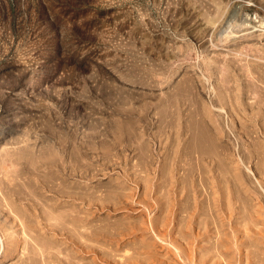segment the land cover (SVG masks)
Instances as JSON below:
<instances>
[{"label":"rangeland","instance_id":"rangeland-1","mask_svg":"<svg viewBox=\"0 0 264 264\" xmlns=\"http://www.w3.org/2000/svg\"><path fill=\"white\" fill-rule=\"evenodd\" d=\"M1 242L264 264V0H0Z\"/></svg>","mask_w":264,"mask_h":264},{"label":"bare ground","instance_id":"bare-ground-1","mask_svg":"<svg viewBox=\"0 0 264 264\" xmlns=\"http://www.w3.org/2000/svg\"><path fill=\"white\" fill-rule=\"evenodd\" d=\"M234 19H236L235 18V13L232 15V16H230V18H229V23H232V22H234V21H236V20H234ZM260 21V20H259ZM263 20H261L259 23H261ZM242 22V21H241ZM237 23V22H236ZM235 23V24H236ZM230 25V24H229ZM260 26H262V25H258V24H256V22L255 23H253L252 21H248V20H244L242 23H237L236 25H234L233 27H231V29H230V34H235L236 32H237V29L238 30H245V29H250V28H257V29H260L259 27ZM234 29V30H233ZM3 242H1V244H0V249H3L4 248V245L2 244Z\"/></svg>","mask_w":264,"mask_h":264}]
</instances>
